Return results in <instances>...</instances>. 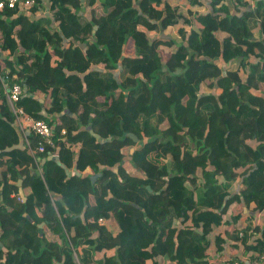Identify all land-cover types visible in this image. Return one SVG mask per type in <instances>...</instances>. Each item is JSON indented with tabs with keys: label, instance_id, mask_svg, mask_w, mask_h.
Here are the masks:
<instances>
[{
	"label": "trees",
	"instance_id": "16d2710c",
	"mask_svg": "<svg viewBox=\"0 0 264 264\" xmlns=\"http://www.w3.org/2000/svg\"><path fill=\"white\" fill-rule=\"evenodd\" d=\"M38 1L35 17L0 11L2 53L22 48L0 57V264L243 261H220V227L240 177L264 212V0H211L175 51L154 36L189 19L167 0ZM14 82L16 106L43 99L54 126L41 172L26 149L2 152L19 142Z\"/></svg>",
	"mask_w": 264,
	"mask_h": 264
},
{
	"label": "crops",
	"instance_id": "0c3cea01",
	"mask_svg": "<svg viewBox=\"0 0 264 264\" xmlns=\"http://www.w3.org/2000/svg\"><path fill=\"white\" fill-rule=\"evenodd\" d=\"M167 1L172 6L178 7L179 13H181L185 18L189 19L188 22L179 21L175 24L169 25L161 32H157L154 36V37L174 39L177 44H175L169 49L171 51H175L177 49V46L183 40L182 39L183 34L181 33V30H184L185 34L189 35V33L192 30V25L194 20L193 18L198 14L207 13L211 11V7H210L211 0H196L197 3L192 2V0H167ZM248 1L250 2V7L255 8L257 1L256 0H248ZM45 10L48 11V9ZM45 10H43L39 15L43 14ZM82 13L90 14V8H88V10L83 8ZM255 37L260 40L263 39V36L259 32H256ZM20 48L21 46L18 45L13 55H15L19 51H22ZM12 52L13 51L9 52L10 57L13 56L11 55ZM230 85L232 86V88H234V85L232 83H230ZM234 90L237 97V88H235ZM6 98L10 105L7 95ZM43 103L44 100L40 99L39 102L35 103L32 107H30L29 110L31 111L34 110L33 112L45 116L44 109L46 110V108L42 106ZM55 159H59V156H55ZM75 173L76 170L71 171V174H75ZM242 180H243L242 177H240L239 180L235 183V187L231 195V197H234V202L231 204L229 208L230 215L228 217L227 222L220 227V233L226 241V246L224 250L225 258L221 259L220 261L222 260L230 261L232 259V256L234 255H238L240 259L243 261H248L250 254L246 251L245 244L247 242H250L251 239H255L261 236V232L258 231L259 229H257L259 226L261 227V230L264 228V212L256 213L254 211L255 204L247 201V191L244 190L245 185H243ZM231 244L232 245L235 244L236 246H233L232 249L229 250L228 247ZM216 256L214 257L215 258L219 257L218 255Z\"/></svg>",
	"mask_w": 264,
	"mask_h": 264
},
{
	"label": "built area",
	"instance_id": "2783aa9c",
	"mask_svg": "<svg viewBox=\"0 0 264 264\" xmlns=\"http://www.w3.org/2000/svg\"><path fill=\"white\" fill-rule=\"evenodd\" d=\"M34 8H36V10H34ZM7 9L16 11L15 15L29 14L34 17L38 16L43 11V7L41 4H39L38 0H0V11ZM20 49L22 50V48ZM7 54H9V52L2 53L0 49V57ZM4 86L5 93L10 102V107L14 113L15 122L24 135L25 149L33 156L35 164L37 166V170L41 172V160H39L38 158V153L46 151L48 147H58H56L54 139V126L44 118L39 116V114H37L36 112H32L29 109L16 106L17 102L25 94V89L20 83L14 82L11 85L4 83ZM63 133H65V130L63 131ZM31 135L37 136L39 138L38 143L35 147H33L31 144ZM20 198L21 200H23L22 197ZM229 215L230 211L228 209L223 216L221 226L227 222ZM101 221L102 219L100 220V222ZM210 264H214V262ZM234 264H264V253H255L254 257L248 258V261H235Z\"/></svg>",
	"mask_w": 264,
	"mask_h": 264
},
{
	"label": "water",
	"instance_id": "95a60500",
	"mask_svg": "<svg viewBox=\"0 0 264 264\" xmlns=\"http://www.w3.org/2000/svg\"><path fill=\"white\" fill-rule=\"evenodd\" d=\"M24 88H25V92L27 93V87H26V85H25ZM44 114H45V116L48 115V112H47V110H45V109H44ZM13 127H14V129L17 131V133H18V136H19V142H18L17 144L12 145V146H8V147H6V148L2 151L3 153H9V152H12V151H14V150H25V145H24V135H23V133H22V132L20 131V129L18 128L16 122H13ZM129 135H130L131 137H133V138L135 139L136 142L139 141L138 137L135 136L134 134H129ZM99 139H100V141H104L102 138H99ZM45 161H46V159L43 160V162H45ZM97 176H98V175H94V176L92 177L93 181L96 180ZM17 185H18V187H19V194H18V195L21 196V197L23 198L24 201H26V200H27V197H26V195H25V191H24V187H23V180H22V179H19ZM70 215H71V213H70ZM41 226H43V225H41ZM1 245H2V244H1Z\"/></svg>",
	"mask_w": 264,
	"mask_h": 264
},
{
	"label": "rangeland",
	"instance_id": "374dc122",
	"mask_svg": "<svg viewBox=\"0 0 264 264\" xmlns=\"http://www.w3.org/2000/svg\"><path fill=\"white\" fill-rule=\"evenodd\" d=\"M16 49H17V47H16ZM129 52L130 53H133V50H132V48L130 47L129 48ZM15 53V50H13V52H12V54H14ZM225 88H226V91H227V94H228V96H229V98L231 99V100H236L237 99V97H236V94H235V86H234V88H232V86L230 85V83H228V84H226V86H225ZM19 197H21V196H19ZM23 199V198H22ZM51 236V235H50ZM37 251H39V250H37Z\"/></svg>",
	"mask_w": 264,
	"mask_h": 264
}]
</instances>
